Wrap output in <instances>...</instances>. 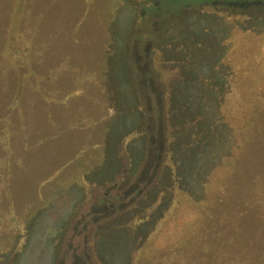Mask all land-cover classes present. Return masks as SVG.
<instances>
[{
    "label": "rangeland",
    "instance_id": "374dc122",
    "mask_svg": "<svg viewBox=\"0 0 264 264\" xmlns=\"http://www.w3.org/2000/svg\"><path fill=\"white\" fill-rule=\"evenodd\" d=\"M3 48L0 264H264V0H0Z\"/></svg>",
    "mask_w": 264,
    "mask_h": 264
},
{
    "label": "trees",
    "instance_id": "16d2710c",
    "mask_svg": "<svg viewBox=\"0 0 264 264\" xmlns=\"http://www.w3.org/2000/svg\"><path fill=\"white\" fill-rule=\"evenodd\" d=\"M43 47H47V44H44ZM34 47L32 46V49L29 48L28 50V55H34L35 51H34ZM3 53H0V85L2 89H7L8 87H10V80L13 78V74H15V70L17 69V66L19 64V62L21 61V56H20V51L16 50V52L13 53V55H8L7 54V48H3ZM27 57V56H25ZM33 60L32 56L29 58H26V62L30 63V61ZM3 81V82H2ZM29 84V81H24L23 83H21L20 85L17 86L18 88V94L21 93H27L28 90L26 89L27 86ZM29 87V86H28ZM20 90V92H19ZM20 93V94H21ZM22 95V94H21ZM16 98V96L14 97V99ZM20 98V97H18ZM20 102V101H19ZM18 105V103H17ZM0 140L6 141L3 137V134L0 133ZM135 264H140L139 263V257H137L136 259V263Z\"/></svg>",
    "mask_w": 264,
    "mask_h": 264
}]
</instances>
